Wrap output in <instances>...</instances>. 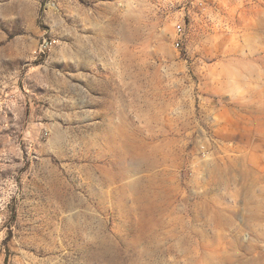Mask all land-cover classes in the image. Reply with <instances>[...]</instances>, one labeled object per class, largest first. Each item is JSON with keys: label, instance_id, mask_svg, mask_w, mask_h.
<instances>
[{"label": "rangeland", "instance_id": "374dc122", "mask_svg": "<svg viewBox=\"0 0 264 264\" xmlns=\"http://www.w3.org/2000/svg\"><path fill=\"white\" fill-rule=\"evenodd\" d=\"M0 264H264V0H0Z\"/></svg>", "mask_w": 264, "mask_h": 264}, {"label": "built area", "instance_id": "2783aa9c", "mask_svg": "<svg viewBox=\"0 0 264 264\" xmlns=\"http://www.w3.org/2000/svg\"><path fill=\"white\" fill-rule=\"evenodd\" d=\"M176 34L178 36L177 40H176V46L177 47H180L182 41H183V37H184V29L182 28L181 25H178L177 27V31H176ZM52 44V43H51ZM51 44H48L46 41H45V44L42 46V51H44V49H47L49 45Z\"/></svg>", "mask_w": 264, "mask_h": 264}]
</instances>
